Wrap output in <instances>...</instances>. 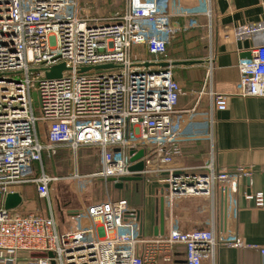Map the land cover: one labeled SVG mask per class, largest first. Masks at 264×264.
Returning <instances> with one entry per match:
<instances>
[{
  "label": "built area",
  "instance_id": "1",
  "mask_svg": "<svg viewBox=\"0 0 264 264\" xmlns=\"http://www.w3.org/2000/svg\"><path fill=\"white\" fill-rule=\"evenodd\" d=\"M175 4L125 0L123 12L102 18L80 14L79 0H0V193L33 185L46 204V213L29 214L0 206V264H157L160 258L203 264L219 246L242 245L234 233L216 239L212 229L170 227L165 236L145 238L136 211L110 198L84 206L78 217L85 224L61 232L52 207L51 186L60 179L46 172L44 153L69 150L75 163L70 179L77 183L78 151L90 148L98 151L100 168L89 179L106 184L130 176L129 167L143 161V178L164 175L168 209L179 199L212 201L217 189L235 210L238 183L251 176L250 168L218 169L211 159L196 169L175 167L180 141L197 136L202 116L212 125V113L225 111L230 96L210 90L203 113L197 105L176 108L180 88L171 65L160 64H170L175 33L192 28L197 14ZM206 4L203 13L210 17V0ZM176 16L190 23H175ZM231 33L235 41L252 43L250 58L237 65L232 95L264 98V21ZM137 48L153 58H138ZM59 64L66 67L60 78H46ZM140 150L143 156L130 162ZM244 196L263 207L262 193ZM19 254L45 257L14 263Z\"/></svg>",
  "mask_w": 264,
  "mask_h": 264
},
{
  "label": "crops",
  "instance_id": "2",
  "mask_svg": "<svg viewBox=\"0 0 264 264\" xmlns=\"http://www.w3.org/2000/svg\"><path fill=\"white\" fill-rule=\"evenodd\" d=\"M172 1L173 5L174 1L176 2L175 9L176 7L190 8L197 14L193 21L194 26L183 29V33L187 30L188 34L186 49H192V54L183 55L182 59H168L170 63L198 62L172 67L174 79L180 88L176 108L181 110L197 105L203 113L211 105L208 95L210 90L230 95L226 110L212 113V125L209 120L203 121L202 116L196 129L197 136L189 135L180 141L175 167L196 169L211 159L218 169L232 171L238 168H250L252 173L249 178L240 180L238 183L235 210L228 208V199L217 189L212 201L205 198H186L175 200L171 209L165 205L163 236L168 233L170 227L183 233L212 229L216 239L222 235L234 233L241 240L242 245L219 246L215 249L212 258L203 264H264V205L257 207L254 201L246 200L244 196V193H262L264 198V98L232 95L240 79L237 65L241 55L249 52L252 43L248 39L235 41L231 33L235 27L264 21V0H210V17L203 13L204 0ZM183 22L184 20L180 21V23ZM209 33H212L211 37ZM136 50L139 56L146 57V60L153 58L148 56L142 48ZM210 132L211 139L207 137ZM84 150L96 152L97 169L95 171H98L100 168L98 151L82 148L78 151V153L81 152L82 157L86 155ZM45 155L44 153V157ZM53 166L52 164L51 172L47 170L46 172L56 176L55 166L54 168ZM163 176H149L140 181L123 183L122 187H115L113 183L105 184L102 181L98 183L104 186L106 198L114 199L109 196V191L115 194L114 200H126L136 211L142 236L153 238L155 237L154 229L159 224L160 199L168 195V186L161 181L162 178L164 179ZM27 190L32 191V195H35L37 199L33 203L34 198H32L33 211L30 212L46 213V204L39 199L33 185L12 188V192H17L22 197V203L16 211L21 213L24 199L22 193ZM51 190L53 191L52 186ZM81 194L82 192L75 195V203L66 201L60 208L56 206L50 191L53 210L54 205L58 209V214L55 210L54 213L61 232L74 229L77 222L85 224V221L78 217L79 211L86 205L102 201L93 200ZM116 195L120 198H116ZM4 198L5 196L0 193V206H3ZM180 256L182 255L179 254L176 258ZM18 257L14 263L17 261L23 263L27 259L42 258L45 255L19 254Z\"/></svg>",
  "mask_w": 264,
  "mask_h": 264
},
{
  "label": "rangeland",
  "instance_id": "3",
  "mask_svg": "<svg viewBox=\"0 0 264 264\" xmlns=\"http://www.w3.org/2000/svg\"><path fill=\"white\" fill-rule=\"evenodd\" d=\"M124 7H125V0H79L80 14L86 12L93 17L109 18L112 17V15L114 14H120L121 12H123ZM204 8L206 12V9L208 8L206 4V0H204ZM189 18L190 17L180 18L176 16L173 18V21L175 23H179L187 26L190 23ZM182 20H184V22L180 23V21ZM183 31L184 30L180 29L175 33L174 39L172 40L166 59H171V60L182 59L184 58L182 57L183 55L192 54L193 52L192 49L191 50L186 49V44H187L186 39L188 38L187 30L184 33ZM196 54H198V51H196ZM138 58L145 59L146 57L142 56ZM63 149L56 150L54 154H51V156L46 154L44 157V164L47 172H51V168L53 164L55 166L56 176L60 179V181H57L52 185L53 191L51 190L52 196L54 197L53 198L54 201L58 203L57 204L55 202L56 206L58 205V207L61 208L63 203H66V201L75 203L77 193L80 194L81 192H82L81 195L83 196L86 195L90 199L104 201L107 196L104 186H101L98 183L99 182L98 180L89 179L87 177L90 174L94 173L95 170L97 169V166L95 164L97 161L96 152L94 150H91L92 152H89L88 150H84V152L86 153L84 157H82L81 152L78 153L76 167L78 174L81 176V179L76 183L70 179L71 175L74 173V168H75L73 157L69 150L67 149L63 150ZM108 193L109 196H112L115 199V194L113 192L110 193L108 191ZM22 195L24 196V199L20 209L21 213L23 214H26L27 212L32 213L30 212L33 211L32 198H34L33 199V203H34V201L37 200L36 196L32 195V191H28V190L26 192H23ZM116 198H120V197L116 195ZM54 210L58 214V209L57 207L55 208V205H54ZM159 261L157 262V264H171L168 262H164L162 258H160ZM161 261H163V263Z\"/></svg>",
  "mask_w": 264,
  "mask_h": 264
},
{
  "label": "water",
  "instance_id": "4",
  "mask_svg": "<svg viewBox=\"0 0 264 264\" xmlns=\"http://www.w3.org/2000/svg\"><path fill=\"white\" fill-rule=\"evenodd\" d=\"M250 58V52L244 53L241 55V59H248ZM194 63H198L195 61H182V62H174V63H162L160 64L161 67L166 68L169 65L171 67L173 66H186V65H192ZM109 66H99L96 67V69H104L108 68ZM66 70V67L63 64L56 65L52 67L47 73H46V78L48 79H58L60 78L61 74L63 71ZM88 70L87 68L81 69V72H84ZM34 101L37 99L36 95H33ZM132 154V152L130 153ZM143 156V151H138L136 155H134L131 159L130 162H135L136 160L140 159ZM144 162L139 161L129 167V172L131 173L130 176L126 177H121L119 179H114V178H107L105 181L106 183H113L115 187H122V184L125 183L127 184L128 182L131 181H140L142 180L141 172L144 170ZM54 168V166H53ZM177 173L174 172V175ZM55 175V172H54ZM248 185V184H247ZM166 196H162L160 199V208H159V217H158V226L155 227L154 229V235L155 236H163L164 232V215H165V202H166ZM22 203V197L19 193L17 192H10L5 195L4 201H3V207L6 210H16ZM76 215V213H74ZM49 257H52V255L49 253ZM180 263V262H179ZM51 264H54L53 262Z\"/></svg>",
  "mask_w": 264,
  "mask_h": 264
}]
</instances>
